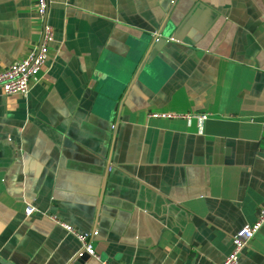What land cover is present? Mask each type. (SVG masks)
Instances as JSON below:
<instances>
[{
	"label": "crops",
	"instance_id": "0c3cea01",
	"mask_svg": "<svg viewBox=\"0 0 264 264\" xmlns=\"http://www.w3.org/2000/svg\"><path fill=\"white\" fill-rule=\"evenodd\" d=\"M174 0H0V73L53 30L27 96L0 88V259L221 264L264 204V0L196 3L181 42L153 51ZM190 114L191 119L159 115ZM205 116V119H200ZM116 126V128H115ZM110 165V167H109ZM32 205L37 212L27 217ZM240 264H264V224Z\"/></svg>",
	"mask_w": 264,
	"mask_h": 264
},
{
	"label": "built area",
	"instance_id": "2783aa9c",
	"mask_svg": "<svg viewBox=\"0 0 264 264\" xmlns=\"http://www.w3.org/2000/svg\"><path fill=\"white\" fill-rule=\"evenodd\" d=\"M39 13L42 18H45L48 9V0H38ZM53 36V30L50 26H44L43 35L40 45L33 49L29 55L21 60L12 63L5 71L0 73V88L6 95H21L27 96L30 91L32 82L37 81V76L41 71L48 57V45ZM166 118H182L191 119L190 114H172L159 115ZM200 119H205L202 116ZM264 127V123H263ZM37 212V209L32 205H27L25 215L30 217ZM49 218L57 225L63 227L67 232L75 236L81 244L80 251L76 258L84 255L100 261L99 255L96 253L93 246V240L98 231L93 234L81 233L73 226L60 220L58 217L51 215ZM264 224V204L258 209L256 219L253 223L245 225L232 237V249L221 264H240L243 251L249 247L251 241L260 231Z\"/></svg>",
	"mask_w": 264,
	"mask_h": 264
},
{
	"label": "water",
	"instance_id": "95a60500",
	"mask_svg": "<svg viewBox=\"0 0 264 264\" xmlns=\"http://www.w3.org/2000/svg\"><path fill=\"white\" fill-rule=\"evenodd\" d=\"M179 0H174L168 9L164 19L161 21L159 29L154 35L143 38V41L135 48L142 54L140 62L137 63L133 75L130 79L129 86L126 93L120 103V110L122 108L123 102L133 87L134 83L143 79V75L148 72L147 61L152 55L153 51H161L164 45L170 42H181L182 36H184L186 29L188 27L189 14L192 12L196 3L191 5V3L185 4L184 2H179ZM116 128V126H115ZM110 167V165H109ZM0 264H9L0 259ZM70 264H96L87 255L79 258H75Z\"/></svg>",
	"mask_w": 264,
	"mask_h": 264
}]
</instances>
